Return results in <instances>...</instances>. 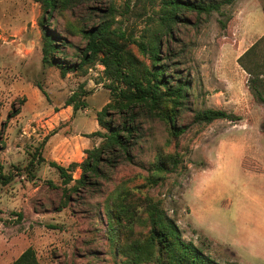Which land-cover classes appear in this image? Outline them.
Here are the masks:
<instances>
[{
  "label": "rangeland",
  "instance_id": "1",
  "mask_svg": "<svg viewBox=\"0 0 264 264\" xmlns=\"http://www.w3.org/2000/svg\"><path fill=\"white\" fill-rule=\"evenodd\" d=\"M108 14L125 33L126 48L148 63L132 40L157 25V0H69L47 22L59 36L58 55L77 61L86 43L79 30ZM42 15L34 0H0V175L11 176L0 178V264L29 246L39 264H132L128 248L149 228L147 198L160 201L185 241L221 264H264V0H235L209 14L183 11L184 21L163 36L160 58L166 74L187 83L175 119L184 132L173 136L167 122L142 111L132 161L115 152L114 163L102 161L100 175L67 194L48 162H81L100 144L101 137L87 134L107 132L95 114L111 99L109 80L98 63L64 76L43 66ZM80 86L89 93L74 112L65 100ZM206 108L240 119L193 122L194 112ZM122 113L109 109L115 124ZM37 149L44 161L36 159L31 179L26 166ZM123 196L133 223L116 219Z\"/></svg>",
  "mask_w": 264,
  "mask_h": 264
},
{
  "label": "trees",
  "instance_id": "2",
  "mask_svg": "<svg viewBox=\"0 0 264 264\" xmlns=\"http://www.w3.org/2000/svg\"><path fill=\"white\" fill-rule=\"evenodd\" d=\"M34 1L39 2L43 10L40 19L42 65L56 67L60 75L64 76L69 72L85 74L88 68L98 63L104 67L103 73L109 80L107 88L110 91L111 99L95 114L98 125L106 129L107 132L102 133L96 130L87 134L101 137L100 144L85 150L86 157L81 162H71L68 166H63L53 160L48 162L57 170L63 185L62 191L67 194L76 192L79 187L90 184L92 176L100 175L99 165L102 161L115 162V152L132 161L129 150L130 141L133 134L138 132L136 119L142 111L149 117L167 122L173 136L184 132L185 127L178 126L175 119L177 110L183 105L186 98L187 83L181 80L175 81L174 78L166 74V67L160 58L163 55L161 50L163 36L171 37L174 25L184 21L183 11H194L197 14L220 12L224 4H230L235 0H157L160 13L157 25L151 27L144 37L132 40L138 51L148 58V63L141 61L126 48L125 33L113 27L110 22L112 15L109 14L96 25L79 30L86 40L85 45L78 50L79 59L75 62L64 60L58 55L59 45H61L59 36L48 27L47 22L52 12L62 5L66 6L69 0ZM221 24L225 27L226 21L221 20ZM252 49L253 46L245 51L238 61L241 63ZM242 66L248 72H253L245 64L242 63ZM37 87L44 92L39 85ZM80 88L81 91L73 92L65 100V105L72 106L74 112L86 106V103L81 99L89 91H86L83 86ZM110 108L124 113L120 123L112 122L111 114H109ZM11 113L17 114L18 112L12 111ZM216 119L234 121L240 117L234 113L214 108L198 110L193 115L195 123H210ZM38 153L37 149L26 166L31 179L35 175L29 170L33 169L37 160L44 161V158L39 157ZM76 168H79L81 172L79 177L74 179L71 172ZM162 168L160 162H157L156 169ZM0 178L2 183H6L11 179V176L0 175ZM71 182L73 183L70 184ZM67 201L66 195L60 207H66ZM121 202L125 209L118 208L116 219L131 218L128 214L131 204L127 201V197L123 196ZM145 212L149 228L143 238L130 244L128 248L129 262L132 264L143 262L221 264L205 253L202 247L182 238L180 228L175 220L167 215L159 200L147 198ZM130 223H133V219ZM10 264H39V262L34 249L29 246Z\"/></svg>",
  "mask_w": 264,
  "mask_h": 264
},
{
  "label": "crops",
  "instance_id": "3",
  "mask_svg": "<svg viewBox=\"0 0 264 264\" xmlns=\"http://www.w3.org/2000/svg\"><path fill=\"white\" fill-rule=\"evenodd\" d=\"M80 137H82V136H80ZM82 138L86 139L85 137H82ZM63 166H64V165H63Z\"/></svg>",
  "mask_w": 264,
  "mask_h": 264
}]
</instances>
